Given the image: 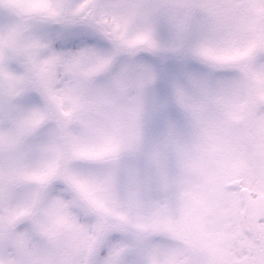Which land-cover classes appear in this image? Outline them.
<instances>
[{
    "label": "snow or ice",
    "instance_id": "obj_1",
    "mask_svg": "<svg viewBox=\"0 0 264 264\" xmlns=\"http://www.w3.org/2000/svg\"><path fill=\"white\" fill-rule=\"evenodd\" d=\"M0 264H264V0H0Z\"/></svg>",
    "mask_w": 264,
    "mask_h": 264
}]
</instances>
